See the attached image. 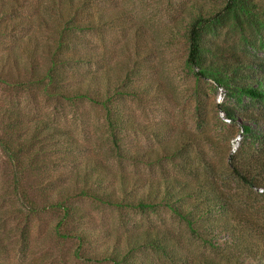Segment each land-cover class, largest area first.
<instances>
[{
    "label": "trees",
    "instance_id": "1",
    "mask_svg": "<svg viewBox=\"0 0 264 264\" xmlns=\"http://www.w3.org/2000/svg\"><path fill=\"white\" fill-rule=\"evenodd\" d=\"M112 2L115 0H0V36L22 34L13 42L22 49L21 56L9 51L0 71L10 78L16 74L12 83L22 90L38 88L57 101L89 102L104 112L95 142L62 138L61 150H80L82 155L63 156L64 162H73L76 168L62 174L65 182L55 198L44 193L40 206L16 179L17 198L28 210L26 221L41 210L58 213L56 233L78 241L75 254L82 260L264 264V109H254L264 105V57L254 49L264 46H253L257 42L264 45V0H223L209 7L204 1L191 3L179 31L188 44L185 66L197 82L194 128H177L170 120L148 123L125 108L129 98L148 105L176 92L152 75L146 79L144 71L152 67L143 64L144 51L138 44L130 65L116 63L118 74L111 65L101 71L91 67L108 61L111 55L106 46L102 51L96 49L93 35L105 41L111 28L139 29L136 20L128 26L130 11L112 6ZM206 79L214 82L211 90L223 88L247 108L241 114L243 137L234 150L220 142L204 114L206 88L200 81ZM217 108L237 121L235 108L221 104ZM4 114L18 138L1 141V145L22 176L32 161L38 163V157H32L37 140L68 133L45 120H37L34 127L25 124L21 109L8 108ZM24 134L29 136L23 138ZM133 134L153 135L155 142L145 146L132 139ZM87 149L92 152L86 154ZM129 165L137 170L130 172ZM80 197L147 216L150 211L169 210L183 222L187 233L167 224L136 220L130 226L125 224V232L118 234L111 247L89 250L96 232L71 226L86 215L73 202ZM28 224L21 229V253L29 252ZM7 252L8 246L0 240V254Z\"/></svg>",
    "mask_w": 264,
    "mask_h": 264
},
{
    "label": "rangeland",
    "instance_id": "2",
    "mask_svg": "<svg viewBox=\"0 0 264 264\" xmlns=\"http://www.w3.org/2000/svg\"><path fill=\"white\" fill-rule=\"evenodd\" d=\"M196 1H204L209 7L215 2L221 4L223 0H115L112 6H122L130 11L128 26L132 20H136L139 21V29H133V27L124 31L118 27L111 28L104 36L105 41L96 34L93 35L98 51L104 50L105 46L111 50L109 60L101 61L98 65L94 64L91 66L93 69L101 71L103 67L111 65L114 68L113 73L118 74L117 67L115 68L116 63L130 65L134 60L135 44H138L144 51L143 64L152 67L144 71L147 75L146 79H151L152 75L162 84H170L176 90L174 96L156 98L148 105L132 98L127 99L125 108L131 109L140 120L154 124L170 120L178 125L177 128L184 126L194 128L196 105L194 85L197 82L192 75L193 72L185 66L188 44L181 35L179 27H184V20L191 11V3ZM20 36H22L21 33L0 36V67L9 51L21 56L20 46L13 45L14 40ZM262 36L264 37V33ZM253 46L264 45L257 42ZM254 50L264 57V48L256 47ZM12 63L13 61L10 65ZM14 76L16 74L11 78L6 77L0 71V240L8 246V252L0 254V264L22 260L26 264H110L77 258L75 250L78 241L56 233L58 213L41 210L32 214L27 222L28 210L22 199L19 201L17 198L20 195L17 196L15 190V181L18 179L40 206L44 204V193L48 192L55 198L58 188L65 182L62 174L76 168L73 162H64L63 156L66 154H70V157L82 155L80 150L72 152L61 150L59 146L64 142L62 138L73 136L82 142L90 138L95 142L98 128L104 121L103 110L89 102L57 101L47 97L38 88L32 92L22 90L12 83ZM200 84L206 88L204 114L208 118L212 131L222 144L234 150L243 137L244 119L241 114L246 112L247 108L244 105H238L235 98L228 95L225 89L211 90V84L214 82L210 79L200 81ZM217 104L235 108L237 121L229 120L225 113L217 108ZM246 105L249 107L250 103ZM8 108L23 110L26 115L25 124L32 125V127L35 126L37 120H45L52 126L58 125L68 130V133L49 135L34 143L32 157L37 156L38 163L32 161V167L26 166L22 170L23 176L20 175V167L11 161L1 145V141L18 138V135H15L9 127V120L4 114ZM254 109L262 111L264 105L257 104ZM28 136L29 134H24L23 138ZM131 137L145 146H150L155 142L153 135L133 134ZM40 150L41 152L37 154ZM27 152L24 151V155ZM90 152L92 151L87 149L86 154ZM129 170L134 172L137 169L129 165ZM144 173L152 175L149 169H144ZM73 202L86 212L83 219H78V222L75 221L71 225L73 229L96 232L95 238H92L88 245L89 250L111 247L118 234L125 232V224L130 226L136 220H142L144 224L150 221L156 224H167L178 232L187 233L183 222L169 210L150 211L147 216L87 198H76ZM27 223H29L30 231L29 252L21 253V229Z\"/></svg>",
    "mask_w": 264,
    "mask_h": 264
}]
</instances>
